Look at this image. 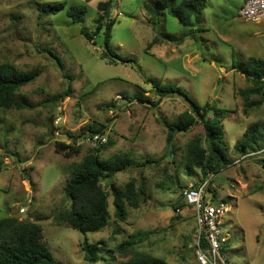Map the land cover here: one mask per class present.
Listing matches in <instances>:
<instances>
[{
    "label": "rangeland",
    "instance_id": "1",
    "mask_svg": "<svg viewBox=\"0 0 264 264\" xmlns=\"http://www.w3.org/2000/svg\"><path fill=\"white\" fill-rule=\"evenodd\" d=\"M60 1L64 0H0V64L40 71L16 95L33 108L0 107V219L11 225L39 224L41 241L59 264H90L81 248L85 240L100 247V260L94 264L125 261L132 251L169 264H199L193 246L194 210L185 204L183 191L203 177L197 166L187 167L184 154L190 140L202 138L203 127L197 120L187 131L176 132L168 152L167 124L188 111V104L175 94L158 102L147 80L153 78L161 85L184 88L200 105L215 98L217 106L228 110L223 113L222 144L231 163L211 175L205 199L227 205L221 226L227 232L223 249L229 261L264 264V152L248 155L264 148V95L233 67L250 57L264 60V24L237 17L245 0H205L198 32L201 43L190 36L177 43L160 36L166 22L160 23V31L150 23L143 2L152 0H115L106 20H113L109 44L116 56H106L104 45L95 42L99 0L85 3L87 11L80 23H72L65 12L41 11L43 4ZM171 20L178 26L171 16L167 24ZM81 29L92 38L86 39ZM172 30L167 34L173 39L187 32ZM102 36L104 44V32ZM154 38L158 40L152 42ZM120 57L133 61L125 63ZM67 86L70 95L59 102L51 100ZM135 94L146 101L135 99ZM253 123L262 138L240 153L234 144ZM100 125L105 126L101 134L111 141L100 157L131 152L135 160L111 181L124 188L134 179L144 192L137 207L125 203L127 214L121 221L113 215L109 195L107 225L82 233L59 216L70 207L63 188L75 164L94 148L88 141L90 129L82 132V128ZM56 141L74 142L80 152L57 153ZM145 158L159 162L137 166ZM100 183L109 194L106 183ZM127 241L131 243L120 247Z\"/></svg>",
    "mask_w": 264,
    "mask_h": 264
},
{
    "label": "trees",
    "instance_id": "2",
    "mask_svg": "<svg viewBox=\"0 0 264 264\" xmlns=\"http://www.w3.org/2000/svg\"><path fill=\"white\" fill-rule=\"evenodd\" d=\"M90 0H84V3H67L65 0L60 2L46 3L41 6V11L47 15H55L59 12L65 14L71 19L72 23H80L83 21L84 14L87 11L85 5ZM115 0H99L97 8L101 11L96 20L97 26L95 31L99 33L100 28L105 23L104 31V55H114L116 52L109 44V30L113 25V20H106L105 12L108 6H111ZM143 7L149 15V21L153 28L159 30L161 22H166V31L160 36L167 41L176 40L181 42L184 37L190 36L197 44H200L198 32L202 30L201 17L206 8L205 0H152L144 1ZM171 16L175 19L178 26H175L172 20L167 24V18ZM173 26L169 28V26ZM179 28L186 30L176 39L169 36L172 29ZM81 34L86 39L92 36L85 29H81ZM158 38H154L152 42H156ZM150 45V44H149ZM50 55L55 58L58 64L60 59L56 54L47 50ZM122 62L133 61L131 57H120ZM233 67L252 81L256 86V91L264 95V60L250 57L247 62L241 64H233ZM40 74L39 70L21 71L15 69L7 63L0 64V107L10 108H33L34 105L25 100L16 99L17 91L25 84L32 82ZM148 82L152 85L154 92L158 95V102L161 99L170 97L172 94L182 98L188 104V111L181 113L178 118L167 124L166 130V148L168 152L173 149L174 136L176 132L187 131L197 120L203 127L201 137L190 140L185 149V160L187 167L197 166L204 180L207 176L218 173L222 168L231 163V159L227 155L226 148L222 144L224 135L222 119L223 113L228 110L222 109L216 104L213 98L204 104H198L189 93L182 87L174 83H166L161 85L160 82L153 78H148ZM71 87L67 86L64 92L57 93L51 98L52 101L59 102L65 96L70 95ZM134 98L141 102L146 101L139 94H135ZM259 102L253 103L254 105ZM111 105V104H108ZM114 104H112L113 106ZM211 112V114L209 113ZM105 126L100 125L98 128L88 126L82 128L90 129L88 136L92 134H101ZM81 132V134H82ZM80 134L79 137L82 135ZM244 137L234 144V148L240 153H246L247 144H257L262 134L256 123L250 124L244 131ZM111 145L110 140L95 146L89 153L83 156L81 161L73 167L68 180L64 185V192L70 201V207L59 214L61 219H65L68 225L82 233L97 232L107 225L109 212V195L112 196V205L114 208L113 215L118 220H124L126 217L125 203H129L133 207L138 206V198L143 194L142 186H136L135 180L130 179L124 186L120 188L111 180L115 173L123 171L128 167L135 165V160L131 152H122L112 154L103 159L100 152L106 145ZM54 149L57 153H63L65 156L77 155L80 152L79 146L74 142L64 144L56 141ZM159 162V160L145 158L139 162L137 166H146L150 163ZM101 181L106 183L110 193L101 185ZM201 183V181L199 182ZM198 183V184H199ZM8 229V234L4 232ZM41 226L35 223L27 225H11L6 219H0V264H59L48 250L44 242L41 241ZM127 241L123 245H128ZM84 259L90 264H94L100 260V247L97 243H82ZM224 251V249H223ZM103 264H112L111 262ZM116 264H169L166 260L151 256L146 253L132 251L131 256Z\"/></svg>",
    "mask_w": 264,
    "mask_h": 264
},
{
    "label": "built area",
    "instance_id": "3",
    "mask_svg": "<svg viewBox=\"0 0 264 264\" xmlns=\"http://www.w3.org/2000/svg\"><path fill=\"white\" fill-rule=\"evenodd\" d=\"M237 17L243 21L264 23V0H245L237 10ZM264 47V33L262 36ZM107 140L103 134H92L88 141L98 146ZM248 155L264 152V148L253 150ZM248 153V152H247ZM207 176L201 183L191 185L183 191L185 204L194 210L196 232L193 246L196 261L199 264H232L226 257L223 246L227 241V232L222 229L221 219L227 212L223 201L206 200L205 193L211 179ZM24 211L23 207L19 209Z\"/></svg>",
    "mask_w": 264,
    "mask_h": 264
},
{
    "label": "water",
    "instance_id": "4",
    "mask_svg": "<svg viewBox=\"0 0 264 264\" xmlns=\"http://www.w3.org/2000/svg\"><path fill=\"white\" fill-rule=\"evenodd\" d=\"M109 9H110V6H108V7L106 8V12H105V18H106V19H107L108 16H109V15H108ZM104 30H105V23H103V26L100 28V31H99L98 35L96 36V38H95V42H96L98 45H100V46H103V45H104V44H103V36H102ZM209 113L211 114V112H209Z\"/></svg>",
    "mask_w": 264,
    "mask_h": 264
},
{
    "label": "crops",
    "instance_id": "5",
    "mask_svg": "<svg viewBox=\"0 0 264 264\" xmlns=\"http://www.w3.org/2000/svg\"><path fill=\"white\" fill-rule=\"evenodd\" d=\"M256 24H264V23H256ZM262 46H263V42H262ZM263 49H264V47H263Z\"/></svg>",
    "mask_w": 264,
    "mask_h": 264
}]
</instances>
